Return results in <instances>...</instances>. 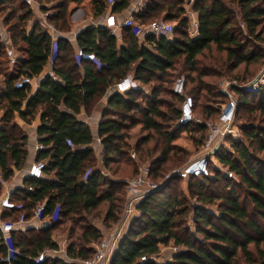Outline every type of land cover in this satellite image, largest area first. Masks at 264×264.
I'll return each instance as SVG.
<instances>
[{"label": "trees", "instance_id": "obj_1", "mask_svg": "<svg viewBox=\"0 0 264 264\" xmlns=\"http://www.w3.org/2000/svg\"><path fill=\"white\" fill-rule=\"evenodd\" d=\"M85 1L57 2V11L50 15L49 20L57 29L69 31L67 3L81 4ZM90 1L95 16L102 15L111 4L110 0ZM131 1L116 0L113 10L122 11ZM11 2L0 0L2 5ZM183 2L147 0L144 9L134 14V20L143 27L160 16L169 23L177 21L171 36H156L147 31L137 35L131 28H124L125 43L120 45L118 35L106 26L84 28L78 35L79 47L94 53L101 66L89 59L78 61L70 40L65 36L55 40L43 29L41 21L28 28L34 9L24 0L13 8L12 12L16 13L5 19L6 24L12 18L16 19L9 29L10 38L22 55L11 63L6 45L0 41V66L5 62L1 58H7L9 63V69L4 72L0 67L5 84L0 90V197L4 194V184L14 177L16 170L24 168L29 155V136L15 120L16 114L26 123H32L38 114L41 115L38 132L39 143L44 148L38 151L36 160H45V168L42 177L27 175L23 186L12 191L11 199L17 206L5 208L2 220L17 222L22 216L30 220L33 209L42 201L46 203L45 215L52 214L60 206L59 219L50 220L42 229L18 226L11 232L14 246L20 249L12 264H81L80 260L91 258L104 233L89 223L86 216L108 202L106 223L119 220L127 182L126 179H110L108 172L113 163L128 154L130 130L141 125L153 131L143 139L142 145L154 141L144 153L148 156L159 153L150 165V176L159 183L157 178H164V172L169 168L166 163L175 151L174 141L178 136L184 131L199 133L197 141L202 145L208 129L207 121L215 119L220 112V107L197 103L201 97L206 99L213 93L204 80L207 73L199 68V56L216 45L218 50L227 53L233 69L242 64L248 67L264 58V0H194L192 11L199 20V29L194 35L190 32L191 16L181 6ZM41 6L46 9V5ZM55 41L57 50L54 55ZM51 58L53 75H46L39 88L33 91L30 84L22 88L15 86V82L25 75L39 77ZM179 64L195 73L189 75L191 87L185 78L186 90L195 99V113L199 106L205 117L201 122L177 124L182 97L174 93L172 87H165V83L171 82L173 71ZM130 72H133V79L142 85L126 93L115 90L111 93L107 106L102 110L97 134L100 157L92 128L80 114L83 110L91 113L108 88H114L117 81ZM155 81L159 84H154ZM149 88L150 93L147 91ZM233 90L241 99L238 100L235 121L240 106L250 104L248 95L251 93L257 96V105L264 113V86L252 92L243 87H234ZM162 92L171 95L178 104L174 106L163 101L160 97ZM162 106H167V109H162ZM237 127L246 135L249 145L245 139L229 136L227 143L234 139L231 151L218 157L224 166L241 177L240 183L249 187L254 209L264 220V167L260 160V165L254 163L251 151V147L257 145L258 150L264 153V126ZM138 150L142 151L140 146ZM129 155L136 166L135 176L138 173L136 160L130 152ZM211 170L214 174L211 177H189L194 179L190 191L205 204L221 201L218 203L219 215L207 211L199 203L189 205L182 194L173 189L183 178L173 174L139 202L142 214L133 219L121 237L111 264H264V225L235 194L234 177L222 175L213 164ZM220 181L225 182L229 195L224 196L216 188L214 192L207 191L206 183L216 185ZM122 188H125L123 193L120 192ZM4 217L15 219L5 220ZM190 217H194L195 230L187 224ZM75 218H80L83 225L80 233L71 227V238L74 239L67 247L69 259L47 253L45 260L38 262L39 253L59 248L52 238V230L65 219ZM170 244L178 247L173 260L159 262L153 258L161 256L162 245ZM6 253L7 246L0 230V264H8L3 260ZM142 256L147 259L142 260Z\"/></svg>", "mask_w": 264, "mask_h": 264}, {"label": "rangeland", "instance_id": "obj_2", "mask_svg": "<svg viewBox=\"0 0 264 264\" xmlns=\"http://www.w3.org/2000/svg\"><path fill=\"white\" fill-rule=\"evenodd\" d=\"M61 0H38L37 3H35V8H38L39 5L44 4L46 5L45 10H49L50 13L56 12V4L57 2H60ZM194 0H184V2L181 4L182 7H185L187 13L191 16H193L192 6ZM23 0H12L11 3H8L6 5L0 4V41L9 40L8 46H11L14 48L15 54L18 56L22 55V52L19 50L18 46H15L11 42V32L9 29L11 28V25L15 23L16 19L12 18L9 20V23L6 24L5 19L10 17L12 14H15L16 12H12L13 8L17 7L19 4H21ZM75 4L72 2L67 3L68 7V18L69 23L72 26L74 24V16L78 12L79 8H73ZM236 8H238L237 5H235ZM86 9V8H85ZM195 14V13H194ZM196 15V14H195ZM35 13L32 19L28 22V28H31L32 21L35 19ZM160 17H156L155 19H160ZM173 25L177 26V21H172ZM54 24V23H53ZM55 26V24H54ZM56 27V26H55ZM57 29V28H56ZM146 29V26L144 27ZM58 34H67L68 31H63L61 29H57ZM190 32L192 35H194V30L191 28ZM20 43V42H19ZM21 44V43H20ZM6 45V44H5ZM2 61H5L1 64V70L4 72L5 69H9V63L6 62L7 58H1ZM199 68L201 71H204L207 73V75L204 77L205 82L209 86V88L212 89L213 93L211 95H208L205 99V97H201L198 99L197 103L200 105V103H208L209 105L213 107H221V103H224L228 100V95L225 94L222 89L225 86L226 83H237L243 88H247L250 92H252V89H249L252 82L255 81L261 74V72L264 70V58L260 59L258 62H254L248 67L245 64L240 65L238 68L233 69L232 62L228 61L227 59V53L225 51H220L217 49L216 45H213L210 49L206 50L203 54L199 56V62H198ZM195 75V73L190 72L188 68L183 69L180 67V64L177 66L176 70L173 71V75L171 77L170 83H165V87L171 88L174 85L175 80L179 76H184L186 79L189 80V75ZM154 84L158 85L159 82L155 81ZM152 84V85H154ZM4 76L3 73H0V90L4 88ZM193 84L189 80L188 86L191 87ZM255 90V89H254ZM148 93H150V88L147 90ZM234 97L239 100V94L235 92L234 90H231ZM250 98V104L248 105H242L239 109V114L236 118V125L242 126V125H254V126H264V113L261 112L260 108L257 105V96L253 93L248 95ZM161 99L163 101H166L168 103L173 104L176 106L178 104L177 100L173 98L171 95L166 94L162 92ZM105 99L104 97H101ZM241 100V99H240ZM162 109H167V106H162ZM196 115L200 119L205 118L201 114L200 107H197ZM16 120V118H15ZM175 125V124H173ZM173 129V126L170 128ZM239 130V136L237 137L239 140H246V135L243 133V131ZM129 138H127L128 146L127 149L131 153L132 151H137V169L139 164H144L146 166L151 165L152 161L159 155L158 152L155 154L148 156L144 153L146 151V148L149 145H153L154 141L151 140L148 144L142 145L143 139L152 134L153 131L146 130L143 126L137 125L133 127L130 130ZM200 134L193 132L191 134L188 131L182 132L178 138L174 141L175 144V151L170 154V159L167 161L166 165L169 167L165 173L164 178H157L160 184H163V182L167 179H169L177 170L182 169L184 166H186L188 163H190L192 160H194L198 155L202 153V145L198 143L197 138H199ZM237 139V140H238ZM230 140V139H229ZM232 140L229 141L227 144L224 142L218 147L217 152H214L213 159L217 162V165H220L223 163L220 162L218 155L226 154L229 151H231L232 147ZM246 144L249 145V140H246ZM141 147L142 151L138 150V147ZM251 151L253 152V156L255 157L254 163L256 165H260L261 163L258 162V160L262 161V165L264 167V153L260 152L258 150L257 145H253L251 147ZM128 154L123 156V158L112 164L111 169H109L108 177L113 180H125L129 179L134 175V172L136 171V166L134 162L131 160V157ZM100 157H101V153ZM236 155V154H234ZM227 167V166H224ZM220 173L222 175L225 174V170H220ZM214 175V174H213ZM202 181H204L203 178H200ZM241 177L234 173V179L233 182H235V194H237L240 198V200L245 204L253 213V216L260 221L264 225V220L258 215V211L254 209V203L250 197V190L249 187H247L246 184L240 183ZM192 181L194 179H182L179 180L176 185L173 187V189L178 190L184 197V199L187 200L189 205H197L198 203L206 209L207 211L213 212L217 215L221 213L220 208L218 207V203L221 201H216V203L212 204H205L197 200V197H195L190 189H193ZM207 185V191L214 192V189L216 188L217 191H221V193L226 196L230 194V190L225 189V182L220 181L218 184L213 185L210 183H206ZM125 188L121 189V193L124 192ZM7 187L4 185L3 193H6ZM126 203V190H125V201L121 204L120 211H119V220L116 223H106L105 217L108 210V202H104L98 209L93 210L91 213L87 214L86 218L89 223L99 227L103 230L104 236L103 238L108 237L110 234L114 233L115 231L119 230L123 234L127 231L129 225L133 221L134 218L132 217H126L124 208ZM3 210L0 212V220H2V213ZM5 220L8 219H15V217H4ZM38 224V223H37ZM193 230H195V223H194V217H190L187 223ZM83 225V222H80V218L75 219H65L56 229L52 230V238L54 241H56L60 246V248L68 247L69 243L72 241L71 238V227H75L77 232L80 233L82 231L81 226ZM38 228L37 230L42 229V225L38 224L35 226ZM202 237V235H201ZM171 245V244H170ZM165 246L162 245L161 248V256L158 259L159 262H165L169 260L172 256L175 250L171 248V246ZM251 247L253 248L254 245L252 244ZM46 252L50 254V250L47 249ZM56 255L62 256L65 258H68L67 254L63 251H59ZM69 259V258H68Z\"/></svg>", "mask_w": 264, "mask_h": 264}, {"label": "built area", "instance_id": "obj_3", "mask_svg": "<svg viewBox=\"0 0 264 264\" xmlns=\"http://www.w3.org/2000/svg\"><path fill=\"white\" fill-rule=\"evenodd\" d=\"M116 0H110V3H114ZM147 1V0H145ZM30 6H34L37 0H24ZM52 13L49 10H45L41 14V24L44 30L51 33L53 38L57 40L59 34L57 32L54 24L49 20ZM121 28H131L132 31L137 35H143L145 31L153 33L156 36L161 35H172L173 24L169 23L163 19L154 20L149 26L144 29V27L138 24L133 16L127 17L119 25ZM191 28L196 34L199 29V20L197 16L193 13L191 18ZM113 34L116 33V28H111ZM57 50V42H54V55ZM7 56L9 57L11 63H14L17 59V55L14 52V48L11 46L6 47ZM53 55V57H54ZM78 61L81 59H89L95 61L98 66H101V62L97 59L94 53H88L83 51L81 48L77 52ZM53 58H51L52 62ZM33 79L30 76H23L18 81L15 82L17 88H22L27 84L32 85ZM264 86V70L261 72L256 81L252 82L249 89H257L258 87ZM136 87L134 79L131 76H125L121 78L114 86V90L119 93H126L129 90ZM234 87H240L237 83H226L222 91L228 95V100L221 103L220 112L218 116L207 121L208 129L204 141L202 143V153L198 155L194 160L184 166L182 169L177 170L179 176L183 179L189 178L191 176L198 177H211L213 176V171L211 170V164L220 170H225V174L228 177H234V172L229 167H224V165H217V162L213 159L214 152L218 147L224 142L227 144L226 138L229 136L238 137L239 128L235 124V117L237 111L238 100L234 97L231 90ZM242 87V86H241ZM173 92L182 97L179 103V116L177 119L178 125H188L190 123L201 122V119L197 117L195 113V99L192 94L188 93L186 90V80L184 76H179L172 86ZM97 141L100 139L97 137ZM44 146L38 143L36 146L37 151L43 149ZM131 156L137 161V154L135 151L131 152ZM45 160H36L29 170L28 175H33L37 177H42L44 175ZM151 168L150 165L146 166L144 164L138 165V173L129 179H126V203L124 212L126 217L135 218L142 214L141 209L138 207L139 202L147 196L151 191L157 189L160 183L153 180L150 176ZM87 176V174H86ZM32 189V187H29ZM11 191H6L3 196L0 197V212L5 208H14L17 204L11 199ZM46 203L44 201L38 203L33 209L32 219L37 220L42 227L46 226L49 221H57L60 216V206H57L53 213L50 215H45ZM27 220L22 216L17 222L14 221H3L0 220V230L3 234L5 244L7 246L6 256L3 258L8 264H12L18 255L20 249L15 247L11 232L18 227L20 223ZM122 237L121 231L117 230L110 234L108 237L103 238L97 245L94 255L91 258L80 260L81 264H111V259L114 252L117 249L118 243ZM60 246V245H59ZM175 251L178 247L174 244L170 245ZM59 251H63L67 254V248H58L50 250L51 254L56 255ZM47 252H41L37 256V261L42 262L45 260ZM154 259L158 260L160 256H154ZM142 260H146V256L141 257Z\"/></svg>", "mask_w": 264, "mask_h": 264}, {"label": "crops", "instance_id": "obj_4", "mask_svg": "<svg viewBox=\"0 0 264 264\" xmlns=\"http://www.w3.org/2000/svg\"><path fill=\"white\" fill-rule=\"evenodd\" d=\"M145 3H146L145 0H132L130 5L122 11H114L113 10L114 3H111L109 7L107 8V10L102 15H99V16H95L93 5L90 0H86L85 2L81 4L73 3L75 4L73 8H79L78 12L73 17L74 24L71 26L67 34H59V36L67 37L70 40L75 53H77L78 50L80 49L79 44H78L79 33L84 28L103 25V26L110 28V30L111 28H116L115 34L118 35V43L122 45L125 43L124 38H123L124 29L119 27L118 25L127 17H130V16L134 17V14L142 11L144 9ZM32 8L34 9V13L36 16L35 19H33L32 21V26H33L38 20L41 21V14L44 10L42 9L41 5H39L38 8H35V5H34ZM8 42L9 40L3 41V43L6 44V47L8 46ZM48 74L53 75V63L51 62V60L46 64L40 76L34 77L33 84L31 85L33 91L39 88L41 80ZM128 75L133 78V72H130ZM134 82H135L136 87H139L142 85L140 82H137L135 80ZM113 91H114L113 86L108 88L106 94L104 95L105 99L100 98L96 107L91 113L87 114L85 113V110H83V112L80 114V117L82 118V120H84L91 126L92 131L96 137L95 144H96L97 153H101V146H100V143L97 141V134H98V129H99V123L102 118V110L104 107L107 106L109 97ZM16 121L28 133L29 155H28V159H27V162L24 168L20 170H16L14 177L10 181L4 184L7 187L6 191H11V192L16 188L23 186L25 177L29 174V170L31 169L32 164L36 161V157L38 153L36 146L39 143V137H40V133L38 132V127L41 123V115L38 114L36 118L32 121V123H26L20 118L18 114H16ZM37 223L40 224L37 220L30 219L23 223H20L18 226L20 228H28V227L38 225ZM169 260H173V256Z\"/></svg>", "mask_w": 264, "mask_h": 264}, {"label": "water", "instance_id": "obj_5", "mask_svg": "<svg viewBox=\"0 0 264 264\" xmlns=\"http://www.w3.org/2000/svg\"><path fill=\"white\" fill-rule=\"evenodd\" d=\"M255 81H256V79H255ZM175 174H176V175H179V173H178V172H175ZM159 187H161V184L159 185ZM159 187H158V188H159Z\"/></svg>", "mask_w": 264, "mask_h": 264}]
</instances>
